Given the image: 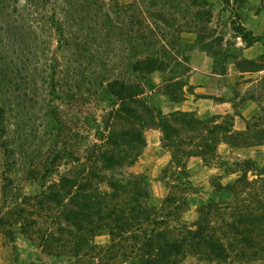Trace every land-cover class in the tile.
<instances>
[{"label":"trees","instance_id":"1","mask_svg":"<svg viewBox=\"0 0 264 264\" xmlns=\"http://www.w3.org/2000/svg\"><path fill=\"white\" fill-rule=\"evenodd\" d=\"M222 1L228 9L231 0ZM198 3L191 0L189 6ZM169 5L180 7L164 0L163 6ZM136 6L125 7L119 0H24V109L26 116L45 111L37 128L31 116L25 124L31 129L24 137V185L38 189L9 205L17 159L7 131V90L0 99V230L12 243L23 234L42 257L75 264H182L187 255L208 264H264V186L258 185L264 168L256 161L238 164L234 183L213 185L218 193L231 192L233 201L210 200L195 223L182 217L194 189L187 160L200 157L207 163L223 142L236 148L264 145V129L256 122L248 126L252 132H234L232 118L218 123L194 113H165L155 95L179 101L186 85L182 77L191 72V57L180 51V35L193 27L186 20L191 11L185 10L174 31L163 8L156 16L164 25L150 14L152 22L141 32L126 16ZM231 30L246 47L264 41L240 20L231 19ZM225 40V31L212 43L198 35L208 55L220 48L215 57ZM46 43L49 47L40 49ZM54 43L49 81L50 59L40 61L36 55L47 54ZM239 53L228 57L238 69L264 70V56L249 61L242 49ZM5 59L0 57L1 85L15 87L19 70ZM156 72L168 74L161 87L152 82ZM87 95L97 97L102 113L82 134L73 122L69 126L65 108ZM149 130L161 132L172 157L162 172V180L170 182L160 206L153 202L149 177L132 171L147 148ZM42 136L44 144L33 149ZM104 234L109 245L99 247L95 239Z\"/></svg>","mask_w":264,"mask_h":264},{"label":"rangeland","instance_id":"2","mask_svg":"<svg viewBox=\"0 0 264 264\" xmlns=\"http://www.w3.org/2000/svg\"><path fill=\"white\" fill-rule=\"evenodd\" d=\"M177 3L180 7L178 10L174 9L171 5L170 7L163 6L164 0H119L120 4L127 7L132 5L134 2L137 5L135 8L130 9L127 13V19L130 20L132 17V21L136 29L139 31H146L149 24L152 22V19L148 16L150 14L155 19H158L161 25H164L161 22L163 18L157 17L159 16V12L164 8L167 15L166 20L169 21L170 25H174L172 30L175 31L177 27L175 25L180 24L179 20H181L185 15V10H190V16H186V20L190 22V25H193L192 30L190 32H184L180 35L182 41V48H180L181 52L188 53V55L192 57L196 53L207 52L201 50V44L198 43V35L207 38V43H212L213 41L219 39L222 33L225 31V41L223 43V47L221 49V55L215 57L213 54L215 52L220 51L218 46L214 47L212 51L209 53L210 59H212L215 67L217 68H225L230 64H234V60L232 58H228L231 56H238L239 50L242 49L241 46L238 45V39H235L233 36V32L231 30V19L240 20L243 15H249L250 8L253 7L254 3L257 0H231L230 7L226 9L222 0H199L197 6L191 5V0H172ZM263 4H264V0ZM176 6V5H175ZM179 9L183 10L182 14H179ZM210 12V16L207 13ZM198 14V15H197ZM196 15V17H194ZM210 21L209 23H206ZM166 24V23H165ZM28 27L27 22L24 23V0H6L5 3H0V55L3 58H6V64L9 61L16 63L17 68L19 70L16 75L17 85L14 87V83L12 85L6 86L4 88L1 85L0 81V99H4V95L7 90H9V96L5 97V103L8 109L7 116V131L8 137L11 139L13 143V147L16 149V159L17 165L14 167L12 171V178L14 179L12 188H11V200L9 201V205L13 206L16 201H20L23 199L25 194L34 193L37 191L38 187L33 186L30 187L28 185H24V137L28 134L31 127L26 126L25 124L30 122L29 116L33 118L34 126L37 128L42 121V115L45 111H42L39 114V111H36V116L33 114H29L26 116V109H24V28ZM184 30L189 31L187 26H185ZM197 32V33H196ZM43 42L49 41V39H45L42 37ZM41 48L49 47V43L39 44ZM56 44H52L49 48V51L45 55H40L37 53V57L41 61V59H45L48 57L50 59V79L53 78V64L54 61V50ZM38 49V50H40ZM0 56V57H1ZM9 58V59H8ZM31 58V57H30ZM33 59V58H31ZM36 60L35 62L39 61ZM45 61V60H44ZM43 61V63H44ZM191 65V62H190ZM191 67V66H190ZM163 73V72H162ZM14 75V76H15ZM189 74L182 77L181 82H187L189 78ZM168 79V74L163 73L164 81ZM153 79V78H151ZM153 82V80H152ZM154 83V82H153ZM156 85V84H155ZM163 84L159 85L160 87ZM158 86V85H157ZM50 91V89H48ZM156 101L160 104L159 97L161 95L157 94ZM50 97H48L49 99ZM10 109V110H9ZM46 109V108H45ZM50 111L46 109V113ZM31 113V111H28ZM65 112L67 115V120L72 126L82 134H86L88 130H90L93 125V120L98 119L102 113L101 106L97 97L87 95L82 97L77 103L74 105H70L65 108ZM37 117V118H36ZM50 118V117H49ZM27 124V125H28ZM45 136L40 137L38 140L33 142V149L37 150L41 148L44 144ZM32 140L29 141V143ZM247 159H244L240 156H233L230 159L226 160H216L215 157H211L207 161L208 166H213L214 164H220L225 169L228 175H231V183H234L235 180L240 175V167L238 164L243 163ZM3 171H4V152L0 145V207L2 206V187H3ZM160 178L162 179V173ZM259 186H264V176L260 178ZM170 182L169 180L164 181L165 187L166 183ZM220 182V179L217 177L211 180V185L207 188H201L194 186L190 194V202L189 205L184 210L182 217L184 221L188 223H195L198 220L199 212L201 209L205 208L207 203L214 199L216 200L220 197L214 188V184ZM169 191L166 187V195H168ZM164 197V198H165ZM154 198V196H153ZM154 198V203L157 206H160L163 199ZM224 201L231 202L233 201V195L231 192L227 194V196L220 197ZM19 233L21 232L18 230ZM110 242V237L106 234L97 237L95 239L96 245L99 247H107ZM120 262V261H119ZM0 264H75L73 260L65 258L63 260L46 258L42 257L40 251L37 247L30 244L29 241L24 238L23 234H19L17 240L15 242H9L0 230ZM182 264H208L206 262L200 261L198 258L187 255Z\"/></svg>","mask_w":264,"mask_h":264},{"label":"crops","instance_id":"3","mask_svg":"<svg viewBox=\"0 0 264 264\" xmlns=\"http://www.w3.org/2000/svg\"><path fill=\"white\" fill-rule=\"evenodd\" d=\"M240 21L255 36L264 37L263 1L257 0L250 8L249 15H243ZM238 41L244 59L258 61L264 56V41L250 47H246L241 38ZM152 78L158 86L164 83L162 72L154 73ZM179 98L174 102L169 96L161 95L159 101L162 110L167 114L194 113L200 120L216 119L218 123L232 118L234 132H252L255 129L248 130V126L256 122L261 124L260 129H264V70L242 71L236 64L217 68L208 54L196 53L191 59V72ZM145 137L147 148L132 171L146 174L150 179L152 195L162 199L166 195V187L160 176L171 163V153L164 149L160 131L149 130ZM233 156L254 160L264 168V145L236 148L223 142L218 146L215 158L221 161ZM186 169L197 187H209L214 177L220 179L223 185L231 183V175L222 165L208 166L200 157L189 158ZM216 193L224 197L229 191Z\"/></svg>","mask_w":264,"mask_h":264}]
</instances>
